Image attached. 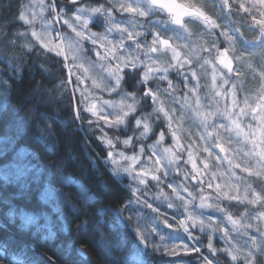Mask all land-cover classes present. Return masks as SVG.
<instances>
[{
    "label": "snow or ice",
    "instance_id": "snow-or-ice-1",
    "mask_svg": "<svg viewBox=\"0 0 264 264\" xmlns=\"http://www.w3.org/2000/svg\"><path fill=\"white\" fill-rule=\"evenodd\" d=\"M68 5L72 6V17H66V12L68 7L64 4H60L57 0H50L49 10L54 14V21L62 23L71 29L75 33V36L81 39H90L91 43L96 46L98 41L100 42V47L104 48V58H107L109 53L113 59L117 60L114 68L108 70V74L105 77L104 88L109 94L121 92L123 85L129 83L133 89H137L139 86L147 85L151 79L155 78L160 73L167 74L170 70L175 71L178 75L182 76L187 85L188 74L185 69V65L189 62L187 60H181V52L173 46L171 40L173 38H164V35L160 31H151V42L150 45L147 41L141 42V37L149 35V27L152 25V20L150 17H164L167 20V24L170 26V30L176 33L175 39H180V31L184 29L186 20L196 18L202 21L209 28L216 27L215 22L200 8L195 7L189 0H105L104 3L97 6L84 5L81 0H67ZM225 6H228V0H223ZM261 6H264V0H258ZM110 5V6H109ZM32 7V5L25 6V10L18 11V17L6 18L0 21V47H3L7 52L13 50H19L17 47V41L22 37L28 35L26 32H21L18 30H13L16 23H20L24 26H32L35 23L36 14L35 12H28L27 8ZM43 8V3L41 4ZM240 8L247 11L244 5L241 4ZM119 14L121 16H128L130 20L125 22H115V15ZM31 15V19L29 16ZM102 16L106 22V33L112 32L120 33V40L117 45H114L111 49H107L103 44V38L96 33H89L88 28L90 27V17L91 16ZM264 16V13H261ZM255 20V17H253ZM256 23L261 26V35L259 41L261 45H264V19L256 20ZM140 29V31H136ZM47 31V29H45ZM31 37L35 38L38 42L39 47L45 52H54L57 56H63V50L57 47H51L47 42L44 34L38 33L33 30L30 33ZM225 37L226 42L229 44L234 43L233 37L237 35L235 31L231 34L228 32L221 33ZM125 40L131 42L134 45V51L136 55L129 56L127 58H122L117 55L118 49H124L126 47ZM111 43V41H109ZM37 44L29 43L24 46V51L26 54H30L35 50ZM215 47V46H214ZM172 52L173 63L169 64L167 67L154 69L150 65H154L156 60L152 58L153 54H167L168 51ZM211 53L212 49H206ZM143 53L145 58L150 61V64L146 65L143 61H140L139 54ZM228 49L225 48L220 51L217 56V62L222 65L229 72L233 70L232 60L228 56ZM97 57L101 56V52L97 51ZM66 59V58H65ZM238 61L243 59L242 57L236 58ZM21 65L24 64L23 60L20 61ZM64 67L68 69L69 79L67 83H61L62 88H67L68 83H72L71 76L72 70L69 68L67 62L64 63ZM141 67L145 68V71L140 73V78L136 84H131L129 80L130 73L135 76L138 69ZM196 73H192V77L195 78ZM39 77V78H38ZM161 76V79H164ZM215 75L213 76V81H215ZM77 85L80 83L79 77L76 81ZM95 83V81H94ZM228 83V81H225ZM171 87V82H169ZM47 80L42 75V70H37L35 74L28 75L27 79L24 78L23 69L18 72V75L13 78L12 83L7 80L0 79V91L5 95L0 98V105L4 106V113L2 117L6 121H10L16 129V134L21 135L28 130L35 128L39 135L37 136L38 142H41L49 150L54 149V145L49 143V138L52 135V130L49 125L45 123V114L40 111L43 104V97L47 94ZM215 86V84H214ZM96 87H101L100 84H96ZM17 88H22L26 91L27 95L20 100L18 104L14 107L11 106L10 101L13 99L12 93L16 91ZM236 89L233 88V93ZM76 92V88H73V93ZM261 92L264 93V86L261 88ZM219 95V93H218ZM40 97V100L36 98ZM140 100H150L154 105H156L157 95L152 91L150 87H145L143 95ZM140 100L136 98V91L125 92L121 94V99L119 102L104 101L105 105H109L113 109H118V114L114 116L111 113L104 114L102 111L98 110V105L92 103L90 106L81 109V100H77L76 106L73 110L74 120H83L82 111L84 113L90 114L94 119L88 121L89 127L95 124L102 131V136L97 139L105 146L106 156L105 160H111L114 164L117 161L114 157L119 156L120 160L127 162V167H117L115 173L123 172L130 176L134 182L138 185H144L147 187L149 177L151 181H155L157 185L162 182V178L159 175L151 174L150 171L141 169L139 172L135 171V166L140 159L138 155L127 156L123 151L117 152L116 146L122 144L125 148L136 147V142L146 140L149 135L153 132V122L150 121L149 117L156 114L159 120L161 114L163 118L168 121V129L171 131V118L169 117L168 111L165 110L163 106H155L152 109V113L147 115L136 116L138 110V104ZM130 101V102H129ZM235 106V101L233 103ZM247 100L245 101V107L240 109V114L237 119H232L234 113L224 112L220 113L226 116L230 121L231 125L226 128L225 125L221 124L218 127L225 129L227 131H234L236 136H241L245 139L248 138L249 134L253 135V144H257V133L259 144L261 145L257 156L262 162L261 167L264 168V94L260 95L255 107H251V112L254 114V119L258 120L260 127L256 129V132L249 133L245 132L241 123L237 122L238 119L242 118L246 114V109L249 108ZM218 113L209 112L207 114L201 113L203 120L207 122L212 116ZM135 116L132 121L133 135L120 140L116 138L115 140L109 138L107 132L104 128H118L121 125L126 126L128 121ZM72 123V122H70ZM101 124L103 127H101ZM43 125V127H41ZM142 129V130H141ZM139 132V135H135ZM212 134L209 133V136ZM166 132L161 130L157 135V140L155 145H145L143 143L139 146V153L143 154L147 149H155L161 142L165 140ZM171 137L173 141L179 146L177 141L176 132L171 131ZM14 143L12 138L5 136L2 141H0V155H5L9 150V144ZM220 152H225V148L222 144L217 143L215 145ZM111 149V150H109ZM168 155L169 164L175 163L179 156L172 152L170 148H164L163 150ZM204 151L208 152L209 149L205 148ZM153 155L158 156L159 154L153 150ZM189 159L191 161L193 172L199 174V169L195 160H192V153L189 152ZM232 162L229 161V164ZM57 164L61 167H57ZM156 165L161 164V159L157 158L155 161ZM70 164H65L62 160H58L56 163L41 166L40 164H33L30 160L23 157V150L21 153L14 155L13 160L10 165H5V167H12L15 169V175L9 176L5 175L4 180L6 183L19 182L21 177H27V182L21 184L20 191L13 193L8 196H4L0 199V205L3 206L7 211L4 213L10 221L14 222V217L16 215V208L13 204V200L19 196L29 195L32 191L31 185H35V191L39 193V200L42 205L46 206L45 210H42L40 214L26 213L20 210L19 215L23 223L15 231H10L8 225L0 223V255L8 254L6 258L9 260V264H35L33 257L29 256L30 245L34 243L32 239L28 238L23 229L28 225H37L39 229L47 230L49 233H53V229L58 231L56 235V241L63 244L65 240L69 243V260L66 264H90V260H85L84 255H82L85 246L89 243L88 239H77V237H85L88 235L87 229L91 228V243L94 247L102 251L105 256L110 257L109 264H147V252L151 246L153 250L160 251L161 246L152 244L150 240V235H160V232L164 229L169 231L173 230V225L169 223L168 219L165 218L162 222L156 221V225L148 230L141 227L139 222L136 225L135 236L137 241H129L126 236V230L129 229L128 221L134 219V217H128L123 219V212L127 210L129 204H126L123 209H109L107 207L101 206L95 208L90 214L85 211L82 207H78L86 199H88V189L82 180H75L72 174L65 177L63 173L64 167H69ZM205 168L208 165L205 163ZM236 168H240V164L235 165ZM56 169L52 171V169ZM157 168V171H160ZM245 172H249L250 169H243ZM115 173L112 174L113 181L115 182ZM234 174V173H233ZM257 175H260L258 172ZM164 176H168V172H164ZM193 181H197V176H192ZM73 185H78V187L73 190ZM168 188L176 193L179 197L178 187L173 184H168ZM211 188V183L208 184ZM220 185H216L217 191H220ZM65 188L69 190L64 191ZM251 189V185H245L244 191L245 195L241 197L240 195H229L228 192H223L222 195L228 201H234L238 204L247 203L252 206L264 205V195H261L255 191L251 192L252 199H248L247 193ZM132 196L136 198V203H145L146 207L156 212L157 209L153 207L151 203H147L146 200H142L138 193L139 188H133ZM187 192L188 189L184 188ZM191 195V193H189ZM96 201L100 200L99 195L95 197ZM182 199V198H181ZM187 207V203H185ZM216 207L217 211H225V209L219 208L212 204L207 203V198L201 197L199 204L200 209H212ZM168 208L172 209L173 205L168 204ZM114 213V217L112 214ZM89 217V219H94L92 224L88 223V220H83L82 217ZM112 217V218H110ZM43 220V224H40V220ZM253 219L261 220L264 219V212L259 213L258 216L253 217ZM188 220L191 221L189 226ZM188 220L181 219L180 225L183 227L185 233L189 235V239H194L191 232L199 226L201 231H204L205 222L203 219H195L192 216L188 217ZM227 220L231 223L233 231L240 229H245V235L250 239V246L248 249L242 250L241 248L230 244L227 237L229 232L225 228H220V232L223 234L221 239L226 245L223 248H216L213 245V237L210 235L208 238L207 248L212 258L209 256H202L203 264H218L216 260L217 256L223 255L225 258V264H264V232H261L258 225H253L251 223L244 225L240 221L233 218L232 215L227 216ZM123 225V227H121ZM211 227V223L209 224ZM254 229V230H253ZM215 231V229H213ZM108 235V240L105 242L104 234ZM99 235L100 239H95V236ZM163 239V237H161ZM184 248L185 254L189 251L199 253L201 250L199 248L188 249L187 245L182 246ZM119 253V255H112V253ZM164 253L167 255H179L175 248L168 249L164 248Z\"/></svg>",
    "mask_w": 264,
    "mask_h": 264
},
{
    "label": "rangeland",
    "instance_id": "rangeland-1",
    "mask_svg": "<svg viewBox=\"0 0 264 264\" xmlns=\"http://www.w3.org/2000/svg\"><path fill=\"white\" fill-rule=\"evenodd\" d=\"M81 2L84 5L91 6L85 2V0H81ZM104 2L105 0H101L100 4ZM189 2L195 7H198L195 5V0H189ZM42 3L44 5L43 8L41 7ZM141 3H143V0H141ZM238 3L239 6L241 4L244 5L254 27L257 28L259 33H261V26L256 23V20L264 19V16L261 15V13H264V6H261L258 3V0H238ZM60 4H64L68 8H71V10H68L65 14L66 17L71 18L72 12L69 11H72V6L68 5L67 1ZM28 5H32V7L27 8V11L30 13L35 12L36 19L32 26L23 25L22 31L28 33V35L21 38V42H18L19 45L24 47L29 43H35L37 44L35 48L42 51L38 42L35 41V38L31 37L30 33L35 30L38 33L44 34L46 42L51 47L58 46L63 50V56H57L54 52H42L55 55L62 59L64 63H68L69 68L72 70L71 86L72 88L75 87L77 92L80 93L79 99L82 101L80 105L81 109L83 110L84 107L90 106L92 103H96L98 105V110L102 111L104 114L111 113L113 116L118 114V109H113L109 105H105L104 101H109L110 104L112 102H119L121 96L117 95L118 92L113 93L114 95L109 94L103 86L108 70L115 67L117 60L112 58L111 53H109L107 58H104L105 49L100 47L99 41L98 44L94 46L90 39L78 38L70 28L62 23L55 22L54 14L49 10L50 0H24L21 10H25V6ZM253 17H255V20ZM31 18L32 17L30 15L29 19ZM160 18L162 17L158 16L149 18L153 22L149 27V35L141 37V42L147 41L150 45L152 39L150 34L151 31H160L162 35H164V38H173L171 42L173 43V46L181 52L180 59L182 61L187 60L189 62L185 65V68L187 69H184V71L188 74L187 85L182 76L178 75L175 71L170 70L167 74L160 73L155 78L150 80L149 83L154 82L157 86L151 87L149 83L144 86H139L142 87V92L137 93L136 98L137 100H140L145 87H150L152 91L156 93V105L150 104L151 101L148 100L147 102L150 104V109L148 110H152L153 107L159 105L163 106L165 110L168 111L169 117L171 118V131L176 132L179 146L182 145L180 142H183L186 147V155H184L186 158L183 159L184 164L180 167H178L176 163L169 164V154L163 151L164 148H170L174 153L176 150H180V147H177V144L173 140L171 142V146L169 143L164 144L163 141L158 145V147L156 146L155 149L150 150L148 154H145V152H148L147 150H145L143 154L139 153L140 144L138 143H136L135 148H125L122 144H118L116 146L115 150L117 152L123 151L127 156L138 155L140 157L137 166H135L136 172L144 169L146 171H150L151 174L159 175L162 178V182L157 185V183L155 181H151L149 177L147 187H145L144 185H138V183L134 182L127 174L119 172L121 176L127 178V184L132 189H140L139 193L144 195L143 198L140 197L142 200H146L147 203H151L153 207L157 209L156 212H153L151 209L146 207L145 203L137 204L135 197H132L133 199L131 200V205L133 206H128V213L126 215L127 217H134V219L130 220L131 222L129 225L136 228L137 222H139L143 229L150 232V229L156 225V221L162 222L165 218H167L168 221L171 219L178 222V224L176 223L171 231L164 229L160 232V235H150L151 243L161 246L160 251H164V248L167 247L168 249L175 248V250L180 253L179 255L172 257L173 260L171 262L174 264L194 263L187 261L182 262L178 258L181 254H185L184 248L182 247L183 245H187L189 250L192 248H199L198 242L200 237H205L207 244L210 235L213 239L217 237V239L222 242L221 237L223 234L220 232V228L222 227L229 232L227 239L230 244L246 251L250 246V239L245 235V229L233 231L231 223L227 220V216L229 214L232 215V213H228L226 210L227 208H222L220 199L223 198L225 203L228 205L233 204L236 208L238 205L247 203L238 204L234 201H228L223 197V192H228L229 195H240L243 197L245 195V185H250L242 180L244 177H259L258 180L262 182L261 184H264V168L261 167L262 162L257 156V152L259 151L261 145L259 144L258 133L256 137L257 144L254 145L253 135L249 134L248 138L245 139L243 135L236 136L234 131H227L226 128L231 125V121L220 113H234V115H232V119H237L240 114V109L245 107V101L247 100L250 107L246 109V114L242 118L238 119L237 122L241 123L245 132L249 133L256 132V129L260 127L258 120L253 118L254 114L251 112V107H255L259 96L264 94L261 92V88L264 86V45H261L260 41H258L253 47L249 48L250 50H246L247 52L238 50L240 47L236 46L235 42L229 44L226 42L225 37L221 35V33L224 32L229 33V27H226L219 32V36H222L221 41H223L224 45L223 47H219L220 44L216 43L212 39L213 35H206L203 30H199L201 32L197 34H195L197 31H189V27H191L190 25L191 23L193 24V21H200L196 18L186 20L184 29H181L180 31L181 38L175 39L176 33L170 30V26L168 24L162 25L167 23V21H163ZM89 19L90 27L88 28V32L96 33L101 36L103 38L102 42L107 49H111L114 45L118 44V41L120 40V33L112 32L105 34L106 22L102 16H91ZM129 20L130 17L128 16H121L119 14L115 15V22H127ZM95 21L97 22L98 27L92 25ZM157 21L162 22V24H159ZM157 23L158 25H156ZM165 27H167V29H164ZM45 29H47V31H45ZM136 31H140V29H136ZM190 34L191 36H189ZM109 41H111V43H109ZM125 44L126 47L124 49H118V56L127 58L137 54L135 53L134 45L131 42L125 40ZM246 46L248 45L246 44ZM209 48L212 49L211 53L206 51V49ZM225 48L228 49L227 54L232 60V72H229L217 62L218 53L223 51ZM97 51L101 52L100 57L96 56L95 53ZM237 57H242L243 59L238 61L236 59ZM252 57H255L259 63L255 62ZM152 58L156 60L154 65H150L154 69L164 68L173 63L172 52L170 50L167 54H153ZM139 59L146 65L150 64V61L145 58L143 53L139 54ZM189 65L191 66V69H188ZM138 70L142 73L145 71V68L141 67ZM193 72L196 73L195 78L192 77ZM171 75H173L174 78H180L176 79L179 80L180 84H177ZM214 75L216 77L215 81H213ZM161 76H164L165 78L161 79ZM78 77L80 79L79 85L76 83ZM225 81H228V83H225ZM169 82H171V87ZM96 84H100L101 87L97 88ZM164 87L167 89L164 90ZM234 87L236 89L235 93H233ZM179 92H182V94H179ZM142 101L145 100H140L138 107L142 105ZM234 101L235 106H233ZM198 112H200V114H207L209 112L218 114L212 116L210 120L205 122ZM87 115L88 121L90 119H94L90 116V114ZM153 115L149 118H155ZM199 122H202L203 129L199 128ZM221 124L225 125L226 128H219L218 126ZM92 127L96 128V130L103 134L100 128H98L95 124H93ZM101 127H103L102 124ZM120 127H124V125H121ZM115 129L116 127L104 128V131L107 132L109 138H119L116 134L112 133L115 132ZM171 131H169L167 124V132L169 136H171ZM209 133L212 135L209 136ZM101 136L102 135L99 137ZM155 143L152 145H155ZM217 143L223 145L225 152H220V150L215 147ZM205 148H208L209 151H204ZM153 150L159 155H153ZM189 152L192 153V160H195L197 168L199 169V174L193 172L192 170ZM157 158L161 159L160 165L155 164ZM114 159L117 161L116 164H114L111 160H107L108 164L114 166V168L110 166L112 174L117 167L122 168L128 166L127 162L121 161L119 156L114 157ZM181 159L182 158H179L178 160ZM229 161L232 163L229 164ZM205 163L208 165L207 168L204 167ZM236 164H240V168H236ZM157 168H160L161 170L157 171ZM245 168L250 169V171H243ZM165 171L168 172L167 177L164 176ZM258 172L260 175H257ZM194 175L197 176V181L192 180V176ZM117 177L118 175L115 173V178ZM118 181L120 180L118 179ZM209 183L212 185L211 188L208 187ZM168 184L179 186V197L176 193H173L170 188H168ZM216 185L221 186L219 192L217 191ZM184 188H187L188 191L185 192ZM252 191L254 190L251 187L247 193L248 199L253 198L251 195ZM189 193H191V195H189ZM201 197L207 198V203L225 209V211H217L216 207H213L212 209H200L199 204ZM170 203L173 205L172 209L168 208V204ZM185 203H187V207H185ZM133 207H138V212H132L131 209ZM158 207L170 212L171 215L167 213L160 215ZM189 216H192L197 220L203 219L205 222L204 231H201L199 226L192 229L191 234L194 239H189V235L184 232L183 227L180 225V220H188ZM253 217L245 216L243 219L241 216L233 218L240 221V223L244 225L249 223L258 225L260 231L264 232V219L256 220L253 219ZM210 223L211 227H209ZM188 224L189 226L191 225L190 220H188ZM213 229H215V231H213ZM184 234L187 237L186 240L181 239V236ZM161 237H163V239H161ZM200 246L203 247V245ZM223 246L225 247L226 245L223 243ZM151 250L153 249L150 246L148 251ZM191 252L193 251H189L187 254H191ZM206 252V254L195 252L197 255L192 259H194L197 264H203L202 256L210 254L207 250ZM209 258H212L211 255Z\"/></svg>",
    "mask_w": 264,
    "mask_h": 264
},
{
    "label": "trees",
    "instance_id": "trees-1",
    "mask_svg": "<svg viewBox=\"0 0 264 264\" xmlns=\"http://www.w3.org/2000/svg\"><path fill=\"white\" fill-rule=\"evenodd\" d=\"M65 1L67 0H57L58 3H64ZM23 2L24 0H0V21L6 18L18 17V11H21ZM85 2L92 6L100 4L101 0H85ZM195 3V5L198 6L197 8L204 11L205 14L215 22L217 27L209 28L202 21L191 20L193 21V24L191 23V27H189L190 32L191 30H193V32L197 31L195 33L197 34L201 32L199 30H203L206 35H213L212 39L220 44L219 47H223V41H221L222 36H219V32L220 30L222 31L224 28L229 27L230 34L232 31L237 33V35L233 37V40H235V45L240 47L238 50L245 52H247L246 50H250L249 48L253 47L254 44L259 41L261 33H259L257 28L254 27L253 22L247 14L248 12L242 11L238 0H228V6L224 5L223 0H195ZM68 10H71V8H68ZM160 19L167 21L164 17ZM157 22L162 24V22ZM158 23L156 25H158ZM92 25L98 27L96 21ZM162 25H167V23ZM164 29H167V27ZM13 30L23 32V25L16 23ZM189 36H191V34ZM18 42H21V39L17 41L19 54H17L16 50L6 53V50L3 47H0V79L12 83L13 78L18 75L21 68L23 69L25 79H27L28 75L35 74L37 70H42V75L47 80L46 87L48 91L43 97V104L40 111L45 114V123L51 127L52 135L49 138V143L55 147L53 150H49L43 143L38 142L37 136L39 133L35 128H32L21 135H17L15 126L10 121L0 118V141H2L5 136L14 140V143L9 144L8 152L5 155H0V199L4 196L20 191L21 184L28 180L27 177H21L19 182L12 183H6L4 180L6 174L9 176L15 175V169L12 167H5V165H10L14 155L21 153V150H23V157L30 160L33 164L47 166L56 163L58 160H62L65 164H70L71 166L62 169L65 177L72 174L75 180H82V183L90 189L88 192V199L77 205L78 207H82L88 213L91 214L95 208L101 206L109 209H123L124 206L129 203V200L133 199L131 194L132 188L127 184V178L121 176L119 172L116 174L120 181H118L117 178H115V182L113 181L110 166L113 168L114 166L108 164L107 160H105V146L99 139H97L102 134L100 131L96 130V128H93L92 126L89 127L88 115L82 111L83 120H74L73 110L77 100H80V93L77 92V90L73 93L71 83L67 84L66 89L61 87L62 81L65 83L68 81V72L64 67V61L55 55L43 53L41 50H37V48H35L30 54H26L24 47H21ZM246 44L248 46H246ZM252 58L255 62L259 63L255 57ZM21 59L24 62L23 65L20 63ZM188 69H191L190 65L188 66ZM127 75L129 76L131 84H136L140 78L139 70L135 76H132L130 73ZM171 77L174 78L173 75H171ZM176 79L180 78H174L177 84H180L179 80ZM149 85H151V87L157 86L154 82L149 83ZM166 89L167 88L164 87V90ZM132 91H136V94L141 93L142 87L133 89L129 83H125L121 92H118L117 95L121 96L122 93ZM179 94H182V92H179ZM4 95L5 94L0 91V98ZM26 95L27 93L24 89L17 88L16 91L12 93L13 99L10 101L11 106L14 107ZM36 99L40 100V97H37ZM147 101L148 100L142 101V105L138 107L135 114L136 116L142 114L147 115V113L152 112V110L148 109H150V104L153 103L151 102L148 104ZM4 111V106L0 105V117H2ZM198 114H200V112H198ZM153 117L155 118H149L150 121L153 122V132L146 140L136 143H143L145 145L154 144L157 140L158 133L163 129L166 132L164 144L169 143L171 146L173 139L167 132L168 122L163 118L162 114L159 120L157 119L156 114H154ZM134 119L135 116L128 121L126 126H119L114 130L115 132L112 133L116 134L119 139H125L128 136L133 135L132 121ZM202 126V122H199L200 129H203ZM41 127H43V125H41ZM135 135L138 136L139 132H136ZM112 139L115 140L116 138ZM180 143L182 144L180 150L175 151V154H177L179 158H182L175 162L178 167L184 164L183 159L186 158L184 156L186 155V147L183 142ZM146 150L148 152H145V154H148L150 149L146 148ZM57 167H61V165L57 164ZM55 170V168L52 169V171ZM113 173H115V171ZM258 179L259 177L254 176L242 178L243 181L251 185L255 192L264 195V184H261L262 182ZM76 187H78V185H73V190H75ZM31 188L32 191L29 195L19 196L13 200V204L16 208L14 222L10 221V219L4 215L7 209H4L3 206L0 205V223L8 225L10 231L17 230V228L23 223L21 216L19 215L20 210H23L26 213L40 214L42 210L46 209V206L42 205L39 200V193L35 191V185H31ZM68 190V188L64 189L65 192ZM97 195L100 197L99 201H96L95 199ZM138 195L141 198L144 197V195H141L140 193ZM220 201L222 203V208H227V212H231L234 218L242 216L244 219L245 216H258L260 212L264 211V205L252 206L249 204H243L238 205L235 208V205H228L225 203L223 198H221ZM130 206L133 205L129 204V207ZM128 208L123 212V219L128 218L126 215L128 213ZM158 208L160 215L165 213L171 215L170 212L163 208ZM131 210L132 212H138V207H133ZM112 216L114 217V213ZM83 220H88L89 224L94 222V219H89L87 216L82 217L81 222ZM130 222L131 221H128L129 224ZM169 223H171L173 227L176 223L178 224V222L171 219H169ZM40 224H43L42 219L40 220ZM121 227H123V225H121ZM130 228L134 230L136 229L129 225V229H127L125 233L127 239L129 241H136ZM23 231L28 238L35 241L30 245L29 251V256L34 258L35 264H66L69 260L68 249L70 242L68 240H65L63 244L57 242L56 235L59 233L56 229H53V233H49L47 230L39 229L37 225H28ZM87 233L88 235L85 237H77L78 240H89V243L83 250V252L86 253L84 259L90 260V264H109L110 257L105 256L102 251L92 245L91 228L87 229ZM95 239H100L99 235L95 236ZM181 239L186 240V235H182ZM104 240L105 242L108 240L106 232L104 234ZM198 245L201 250L200 253L206 254L208 248L205 237H200ZM200 245H203V247ZM213 245L218 249L224 247L223 243L219 241L217 237L213 239ZM7 255V253L0 255V264H9V260L6 258ZM112 255H119V253L113 252ZM196 255L197 253L195 252H191V254H181L178 259L182 262L187 261L197 264V262L192 259L196 257ZM173 256L174 255L165 254L164 251L151 250L147 252V264H174L171 262ZM207 256L210 257V254H207ZM216 260L218 261V264H225V258L223 255L217 256Z\"/></svg>",
    "mask_w": 264,
    "mask_h": 264
},
{
    "label": "water",
    "instance_id": "water-1",
    "mask_svg": "<svg viewBox=\"0 0 264 264\" xmlns=\"http://www.w3.org/2000/svg\"><path fill=\"white\" fill-rule=\"evenodd\" d=\"M132 233H133V236H134V238L136 239V241H137V238H136V236H135V231L134 230H132ZM85 253L83 252L82 253V255H84ZM86 257V255H84V258Z\"/></svg>",
    "mask_w": 264,
    "mask_h": 264
}]
</instances>
